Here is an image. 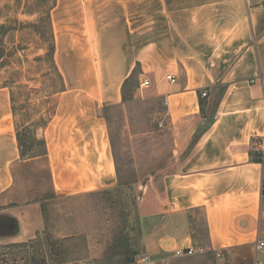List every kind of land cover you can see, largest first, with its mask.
I'll return each instance as SVG.
<instances>
[{"label":"crops","instance_id":"obj_1","mask_svg":"<svg viewBox=\"0 0 264 264\" xmlns=\"http://www.w3.org/2000/svg\"><path fill=\"white\" fill-rule=\"evenodd\" d=\"M47 1L52 60L64 85L51 120L38 129L51 192L116 184L101 110L122 102L131 77L147 78L144 88L163 102L161 125L172 133L177 159L163 180L161 209L146 220L144 255L168 264L176 249L203 245L216 264H263L254 242L264 239V163L251 152L264 133V0ZM13 117L2 85L6 238L21 237L42 218L40 201L20 199L16 170L36 156L20 155Z\"/></svg>","mask_w":264,"mask_h":264},{"label":"rangeland","instance_id":"obj_2","mask_svg":"<svg viewBox=\"0 0 264 264\" xmlns=\"http://www.w3.org/2000/svg\"><path fill=\"white\" fill-rule=\"evenodd\" d=\"M8 2L0 4V86L10 91L14 127L31 158L43 150L38 129L51 120L64 85L49 51V2ZM138 84L131 77L122 102L101 110L117 169L114 186L57 195L44 157L15 169L20 199L40 201L42 218L21 237H0V264H135L144 255L145 223L161 209L163 180L177 154L171 131L161 125L163 102L148 88L137 91ZM173 258L167 263L216 264L205 254Z\"/></svg>","mask_w":264,"mask_h":264},{"label":"built area","instance_id":"obj_3","mask_svg":"<svg viewBox=\"0 0 264 264\" xmlns=\"http://www.w3.org/2000/svg\"><path fill=\"white\" fill-rule=\"evenodd\" d=\"M167 78L174 82V77L167 75ZM149 85V80L147 78H143L139 81L138 88H144ZM264 85V84H263ZM202 96L205 95V92L201 93ZM252 151L256 153L258 157V161L264 163V133L261 135L257 142L252 145ZM262 193L264 194V188L262 189ZM254 248L256 252L261 253L264 255V239H256L254 242ZM208 250L203 245L197 246H190L184 249H176L174 251V257H185V256H192L196 254H206ZM149 258L146 255L141 256L135 264H149ZM262 263L264 264V257L262 259Z\"/></svg>","mask_w":264,"mask_h":264},{"label":"trees","instance_id":"obj_4","mask_svg":"<svg viewBox=\"0 0 264 264\" xmlns=\"http://www.w3.org/2000/svg\"><path fill=\"white\" fill-rule=\"evenodd\" d=\"M53 49H54V46H53V42H52V40H51V44H50V47H49V51H50V53H51V56L53 55ZM17 139H18V143H19V146H20V155L22 156V157H24V158H26L27 156V154L26 153H24V151L22 150V147H21V138H20V135L18 134V131H17ZM40 142H41V144H42V146H43V150H42V152L40 153V154H38V155H43L44 153H45V142H44V139H40ZM38 155H31V156H38ZM31 156H29V157H31ZM251 156H252V159L253 160H257L258 161V157H257V155H256V153L255 152H251Z\"/></svg>","mask_w":264,"mask_h":264}]
</instances>
